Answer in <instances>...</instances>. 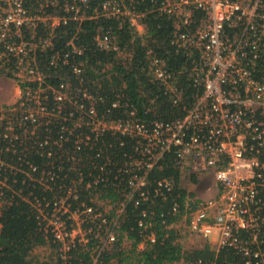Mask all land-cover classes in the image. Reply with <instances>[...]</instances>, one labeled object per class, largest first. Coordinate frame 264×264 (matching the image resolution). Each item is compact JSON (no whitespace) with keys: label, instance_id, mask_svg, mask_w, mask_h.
I'll list each match as a JSON object with an SVG mask.
<instances>
[{"label":"built area","instance_id":"built-area-1","mask_svg":"<svg viewBox=\"0 0 264 264\" xmlns=\"http://www.w3.org/2000/svg\"><path fill=\"white\" fill-rule=\"evenodd\" d=\"M89 1L38 0L35 6L28 7L25 0H0V43L6 48L3 54L14 60V75L22 93L17 102L0 106V125L6 131H13L16 123L20 125L25 120L37 123L39 118L54 116L49 112L51 107L55 114L64 112L62 132L57 139H51L53 146L68 142L76 150L93 149L106 134L114 136L122 148L123 165L119 173L125 175L130 188L123 194L122 206L117 208L118 217L125 212L124 202L134 200L138 205L153 201V195L158 196L162 190L173 189L175 182L169 177L155 179L154 194L149 189L150 172L167 154H173L183 185L188 187L185 209H180L175 202L174 213L180 210L188 229L205 238L216 251L234 249L241 261L228 264H264V69H261L264 0H153L155 9L172 21L170 43L176 52L185 55L189 64L185 72L192 84L202 89L188 107L177 80L183 71L172 70L153 48L146 49L151 79L172 92L173 105L182 106L183 113L172 120L144 118L135 100L120 93L115 94L108 107L100 110L106 98L94 94L87 85L84 63L71 61L83 56L85 47L72 38L66 42V50L56 48L57 29L71 20L80 24L99 16L117 18L120 26L128 23L137 35L147 34L148 24L144 21L147 10L137 4L128 0H105L91 15L84 11ZM94 39L100 49L115 53L119 61H130L133 57L108 31H99ZM48 51H51L50 64L70 65L79 83L62 82L57 86L50 83L45 88L46 73L40 69L39 57ZM24 82L35 83L37 88L29 85L23 91L21 83ZM47 89L52 92L51 102L47 94H40ZM154 101L155 98L151 100ZM113 145V142L108 144ZM73 152L67 149L65 157L81 161L82 156L77 158ZM101 152L98 148L95 156H101ZM48 155H52L51 148ZM105 165H100L101 169ZM30 167L37 169L32 164ZM209 173L214 183L202 187L214 188L215 193L209 197L191 195L190 186L195 184L190 182L192 176L202 185V176ZM48 174L49 178L42 175L45 184L54 179L56 172ZM102 180L97 176L87 185ZM76 188L72 184L68 196H59L50 217L43 213L40 202L36 205L44 220H49L47 228L52 225L63 253L76 241L86 245L90 234L99 235L103 231L105 240L94 250H98V256L101 250L115 246L117 219L112 228L107 227L110 201H100L95 194L91 198L99 205L95 208L79 198ZM71 197L79 202L77 206H73ZM142 214L146 216L148 212ZM65 215L73 220L70 226L63 218ZM95 220L99 221L98 225L86 230L85 223ZM146 237L145 240L156 241L153 232ZM145 240L138 245L139 249L144 247ZM127 242L125 238L123 244Z\"/></svg>","mask_w":264,"mask_h":264},{"label":"trees","instance_id":"trees-1","mask_svg":"<svg viewBox=\"0 0 264 264\" xmlns=\"http://www.w3.org/2000/svg\"><path fill=\"white\" fill-rule=\"evenodd\" d=\"M103 1L105 0H90L88 8H84V11L92 15ZM128 1L147 10L144 21L148 24V32L145 36L137 35L128 23L120 26V20L117 18L99 16L87 18L80 24L71 20L60 26L56 32V48L66 50V42L72 38L85 47L84 55L76 56L71 61L76 64L84 63L87 85L94 94L106 98V102L100 104V110L108 107L115 94L120 93L135 100L138 111L144 118L172 120L183 113L182 106L173 105L172 92L164 90L151 79L146 63V49L153 48L166 59L172 70L183 71L178 72L177 80L179 87L184 90L183 99L188 107L193 104L194 98L202 89L196 88L185 72V69L189 68L185 55L176 52L170 43L172 21L155 9L153 0ZM25 2L31 7L35 6L38 0ZM99 31H108L115 36L122 47H127L128 51L133 53L132 59L119 61L115 53L100 49L94 39ZM3 52H6V48L0 43V75L15 78L14 60ZM50 53L51 51L42 53L39 57L40 69L46 73L43 81L45 88H48L47 84L50 83L54 86L62 82H70L73 85L79 83L70 65L50 64ZM263 66L264 61L261 63V69H264ZM29 85L37 88L35 83L24 82L21 83L22 90L26 91L25 88ZM51 93L50 89H47L40 94H47L51 102ZM153 98L155 101L151 102ZM116 111L118 112V109ZM18 112L21 113V109H18ZM49 112L54 113V116L50 114L39 118L37 123L30 120H25L26 122L23 121L20 125L16 123L13 131H6L5 126L0 125V264H228L241 261L240 255L234 249L216 251L205 238L188 229L187 222L181 218L180 210L179 213L172 210L175 202L179 204L180 209H185L184 200L188 192V187L183 185L181 173L175 165L173 154H167L149 175V189L152 194L155 193V179L162 177L174 180L173 189L162 190L158 196L153 195V201H142L138 205L134 200L124 202L125 212L118 217L117 208L122 206L123 194L130 188L125 175L119 173L123 165L120 157L122 148L115 142V137L106 134L93 149L76 150L73 144L68 142L63 146H53L51 139H57L59 132H62L64 112L55 114L56 111L51 107ZM5 132L8 133L7 136ZM48 140L50 142H47ZM112 142L114 145L108 146ZM50 148L51 156L48 155ZM98 148L102 149V154L96 157ZM67 149H72L77 158L82 156L81 161L65 157ZM85 151L87 152L84 156L81 155ZM31 164L37 169L33 170ZM104 164L106 168L101 169ZM53 171L56 172L54 179L50 178L45 184L42 175L49 178L48 173ZM81 174L83 179L80 180ZM97 176L103 180L98 184L87 185V182ZM197 181L198 178L192 176L190 182ZM61 184L63 186H60ZM72 184L77 187L79 198L88 205L99 208L98 203L91 200L95 194L99 195L100 201H110L111 209L106 214V226L112 228L114 220L117 219V225L114 226L117 241L111 250H101L98 256V250L94 251L99 249L105 240L102 231L99 235L90 234L86 245L76 241L69 251L63 253L62 243L55 238L52 225L47 228L49 220H44L36 203L40 202L43 213L50 217L54 211V202L59 196H68V189ZM190 193L196 195L194 191ZM70 199L73 200L74 207L79 204L72 197ZM191 205L197 206V203L191 202ZM144 211L148 212L146 216L142 214ZM63 218L68 226L73 222L68 215ZM98 223L99 221L95 220L85 223L84 227L89 230L92 226L95 228ZM144 224H147V228H144ZM151 232L156 235L155 242L145 240L146 235ZM125 238L129 243L124 245ZM143 239L144 247L139 249L138 245ZM41 248L51 250L48 254L49 260L41 258ZM63 256H66V260Z\"/></svg>","mask_w":264,"mask_h":264},{"label":"rangeland","instance_id":"rangeland-1","mask_svg":"<svg viewBox=\"0 0 264 264\" xmlns=\"http://www.w3.org/2000/svg\"><path fill=\"white\" fill-rule=\"evenodd\" d=\"M0 84L1 86H3V89L0 88V101L5 102V104H2L0 106H5L17 102V100L22 94L17 78L14 77L11 78V77H7L6 75H0ZM210 174L211 173H209V175L202 176V179L211 180L212 178L210 177ZM190 190L195 191L197 194H199L202 197H209V195L213 193V191L209 189H203L202 185L201 184L199 185L197 183L192 184L190 186ZM1 205L2 202H1V193H0V206ZM39 253L41 255V258L49 260L48 254L51 253V250L49 248H41L39 250Z\"/></svg>","mask_w":264,"mask_h":264},{"label":"crops","instance_id":"crops-1","mask_svg":"<svg viewBox=\"0 0 264 264\" xmlns=\"http://www.w3.org/2000/svg\"><path fill=\"white\" fill-rule=\"evenodd\" d=\"M0 88L3 89V86H1V84H0ZM2 104H5V102H1V101H0V105H2ZM213 182H214V179H213V178H212L211 180L202 179V186H203V187H205V186H209V184H211V183H213ZM198 184H200V182H199ZM209 190L213 191V193H215V191H216L214 188L209 189ZM213 193H211V194H213Z\"/></svg>","mask_w":264,"mask_h":264},{"label":"clouds","instance_id":"clouds-1","mask_svg":"<svg viewBox=\"0 0 264 264\" xmlns=\"http://www.w3.org/2000/svg\"><path fill=\"white\" fill-rule=\"evenodd\" d=\"M8 105H10V104H8ZM5 106H7V105H5Z\"/></svg>","mask_w":264,"mask_h":264}]
</instances>
